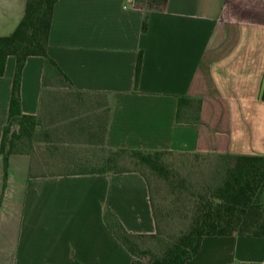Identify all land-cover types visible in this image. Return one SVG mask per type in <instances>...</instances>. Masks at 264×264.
<instances>
[{
  "label": "crops",
  "instance_id": "1",
  "mask_svg": "<svg viewBox=\"0 0 264 264\" xmlns=\"http://www.w3.org/2000/svg\"><path fill=\"white\" fill-rule=\"evenodd\" d=\"M25 4L0 0V37ZM14 69L9 56L0 143ZM263 81L264 0H57L47 58L28 57L20 78L38 143L10 155L6 173L0 153V264H131L102 212L130 234H153L148 184L92 167L109 149L264 156ZM180 98L200 100L197 124L176 122ZM184 264H264V238L207 236Z\"/></svg>",
  "mask_w": 264,
  "mask_h": 264
},
{
  "label": "trees",
  "instance_id": "2",
  "mask_svg": "<svg viewBox=\"0 0 264 264\" xmlns=\"http://www.w3.org/2000/svg\"><path fill=\"white\" fill-rule=\"evenodd\" d=\"M56 1L26 0L23 17L14 31L8 36L0 37V76L4 73L6 59L9 56L15 58L8 117L0 143L5 173L10 155H31L38 143L39 124L36 118L21 111L20 78L28 57L47 58L48 36ZM154 1L159 3L162 0ZM142 30H145V24L142 25ZM140 67L139 54L135 67V83L139 78ZM260 97L264 101V81ZM188 102L187 98L178 99L176 122L185 120L189 121L187 123L197 124L200 100H197L196 108L190 107ZM194 114L195 118H192ZM179 154L208 156L170 151L109 149L103 165L92 167L96 170L89 173H138L149 187L148 174L169 180V174L175 170V165L167 160ZM216 157L225 160L221 184L197 200L188 230L170 243L161 254H151V258L146 262L141 259L146 252L139 249L138 242L149 236L128 233L110 209L103 210L102 218L106 227L131 255V264H184L194 258L202 239L207 236L238 235L264 238V156ZM150 202L154 213L151 198Z\"/></svg>",
  "mask_w": 264,
  "mask_h": 264
},
{
  "label": "rangeland",
  "instance_id": "3",
  "mask_svg": "<svg viewBox=\"0 0 264 264\" xmlns=\"http://www.w3.org/2000/svg\"><path fill=\"white\" fill-rule=\"evenodd\" d=\"M167 161L175 165L169 180L147 175L156 228L153 234L146 235L148 238L138 242L139 249L146 252L141 256L143 262L148 261L151 254H161L188 230L197 200L219 186L224 177L225 160L216 156L179 154ZM72 168V165L62 166V171Z\"/></svg>",
  "mask_w": 264,
  "mask_h": 264
}]
</instances>
